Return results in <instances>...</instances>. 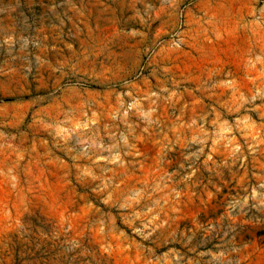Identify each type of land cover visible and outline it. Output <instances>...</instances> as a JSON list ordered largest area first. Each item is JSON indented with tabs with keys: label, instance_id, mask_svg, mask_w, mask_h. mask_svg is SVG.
<instances>
[{
	"label": "rangeland",
	"instance_id": "374dc122",
	"mask_svg": "<svg viewBox=\"0 0 264 264\" xmlns=\"http://www.w3.org/2000/svg\"><path fill=\"white\" fill-rule=\"evenodd\" d=\"M0 264H264V0H0Z\"/></svg>",
	"mask_w": 264,
	"mask_h": 264
}]
</instances>
